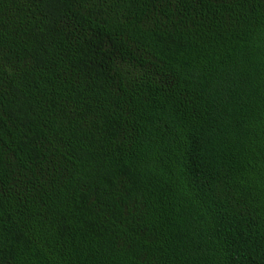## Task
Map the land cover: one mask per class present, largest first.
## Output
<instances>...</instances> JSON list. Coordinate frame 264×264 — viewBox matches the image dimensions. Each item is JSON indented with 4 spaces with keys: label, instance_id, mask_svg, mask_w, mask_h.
<instances>
[{
    "label": "trees",
    "instance_id": "obj_1",
    "mask_svg": "<svg viewBox=\"0 0 264 264\" xmlns=\"http://www.w3.org/2000/svg\"><path fill=\"white\" fill-rule=\"evenodd\" d=\"M0 264H264V0H0Z\"/></svg>",
    "mask_w": 264,
    "mask_h": 264
}]
</instances>
